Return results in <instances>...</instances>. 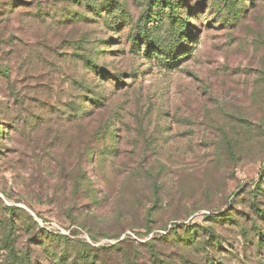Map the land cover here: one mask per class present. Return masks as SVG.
<instances>
[{
	"label": "rangeland",
	"instance_id": "rangeland-1",
	"mask_svg": "<svg viewBox=\"0 0 264 264\" xmlns=\"http://www.w3.org/2000/svg\"><path fill=\"white\" fill-rule=\"evenodd\" d=\"M37 1L0 18V259L10 236L23 264H264V0L187 1L185 51L161 14L133 48L155 1Z\"/></svg>",
	"mask_w": 264,
	"mask_h": 264
},
{
	"label": "trees",
	"instance_id": "trees-1",
	"mask_svg": "<svg viewBox=\"0 0 264 264\" xmlns=\"http://www.w3.org/2000/svg\"><path fill=\"white\" fill-rule=\"evenodd\" d=\"M79 0H77L78 2ZM155 1V5L158 7L159 12H154L151 8L147 13H145L144 17V23L140 26V34L137 37H133L132 39V46L133 48H138L140 44H145L147 47H156L159 48L160 41H156L155 37L150 34L149 27H147L148 22H151L152 24H155L158 29L161 28V21L159 16L160 14L162 16L166 17V20L168 22V41L169 43H173L174 46H182L183 51L186 50L185 47H188L186 42H189V40H192L194 37V31L193 26L190 23V16L182 17L180 14L182 12V8L187 6V1L189 0H150L149 6L153 4ZM34 2L37 4H40V1L34 0ZM204 4H206V0L202 1ZM254 2V0H252ZM4 5L2 7L1 5ZM26 4H29V0H4L1 2L0 0V18L4 16V12H10L11 10L14 11L17 8H20ZM246 4V0H212V6H215L218 12L223 13L224 11H227L229 14L227 18H222L221 20H227L228 22L231 21V19H239L242 17L243 8ZM87 7L92 8V11H94V14H97L98 16H106L107 19L109 16H111L112 19H115L116 21H123L126 22L127 18H130L129 13L127 10L125 11V5L123 3L119 2L118 0H105L103 2H96L94 1H87ZM116 7L121 8L123 11L119 12V10L115 9ZM190 11L192 9L190 8ZM151 19V20H150ZM12 38V37H11ZM10 40V39H9ZM170 52H175L174 47L169 50ZM86 62H91V66L96 68L97 72H100V74L103 76L105 71L102 69L99 70L98 64H96L94 61H92L89 58H86ZM0 76H9V68L5 65L0 64ZM116 80L120 83L119 77H116ZM18 100V97L17 99ZM9 106V105H8ZM87 108V107H86ZM249 132L251 134H254V128L255 125L249 123L248 125ZM4 130L2 128V123L0 122V133L4 134ZM227 146L229 150L230 157L234 161H238L239 154L236 152L234 144L232 143V140L227 139ZM2 149L0 148V155L2 153ZM39 155V153H37ZM81 175H79L78 180L86 186L88 185V178L85 174V171H80ZM147 173H150L151 170H147ZM264 172V171H263ZM264 177V176H263ZM264 181V179H263ZM88 187V186H87ZM261 189V187H260ZM6 196V195H4ZM8 196V194H7ZM1 200V197H0ZM6 212L11 215L9 219L6 220L5 225H7L10 229L13 230L12 222H14V218H23L25 217V214L23 216V213L25 212L23 208L18 207L16 205H6L5 207ZM30 219H34L32 215L29 216ZM254 227L257 229H260V225L258 226L256 221L254 222ZM154 227H150L147 225V231L145 233H149ZM176 226L172 225L171 229L176 232ZM167 227L165 228V232L167 231ZM131 235L138 238L139 236L136 235L135 232H131ZM88 236V235H87ZM111 237L118 239V235H109ZM89 237V236H88ZM90 238V237H89ZM91 240V239H89ZM1 249H6L10 252L11 259L8 261H4L0 259V264H23L20 261L17 260V255L14 253V243L9 236L6 241L4 247Z\"/></svg>",
	"mask_w": 264,
	"mask_h": 264
}]
</instances>
